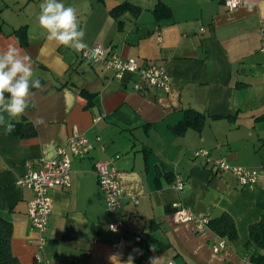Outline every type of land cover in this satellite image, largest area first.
<instances>
[{
	"label": "crops",
	"instance_id": "1",
	"mask_svg": "<svg viewBox=\"0 0 264 264\" xmlns=\"http://www.w3.org/2000/svg\"><path fill=\"white\" fill-rule=\"evenodd\" d=\"M41 2L0 0V49L11 44L31 56L45 85L33 90L35 107L14 121L11 133L0 127V215L11 223L10 249L20 264H112L113 254L120 264L130 254L133 264H254L245 244L249 225L264 212V175L241 186L230 171L211 172L192 152L205 148L231 164L264 166L258 32L264 0L234 8L224 0H62L77 9L88 46L100 43L138 64H160L170 78L167 91L136 90L133 75L119 79L101 61L89 63L48 40L36 21ZM188 111L191 124L176 132ZM37 117L45 124L36 126ZM73 129L93 148L71 156L70 183L50 189L47 227L39 232L26 213L33 192L16 180L26 160L50 158ZM114 155L123 188L115 212L105 208L93 171L96 160ZM174 204L196 217L229 214L237 236H223L225 245L213 251L218 235L194 219L173 222ZM117 217L123 225L110 230ZM119 234L123 244L112 247Z\"/></svg>",
	"mask_w": 264,
	"mask_h": 264
},
{
	"label": "built area",
	"instance_id": "2",
	"mask_svg": "<svg viewBox=\"0 0 264 264\" xmlns=\"http://www.w3.org/2000/svg\"><path fill=\"white\" fill-rule=\"evenodd\" d=\"M242 0H224L227 8H234L241 4ZM259 50L264 56V22L259 23ZM89 49H99L98 58L93 61H101L102 64L111 69L114 76L122 78L125 74L133 75L132 86L136 90H141L148 86H154L163 91L170 87V78L163 66L156 62L138 64L134 58H124L115 50L107 49L100 43L89 46ZM87 51V50H85ZM79 56L85 58L84 52H77ZM86 59V58H85ZM262 75H264V58L261 62ZM93 148V143L83 133L73 129L64 144L56 147L55 153L50 158H41L35 165L30 160H26V171L19 176L16 183L19 186L32 190V197L27 202V218L29 223L39 232H43L47 227L48 217L51 211L52 198L50 189L55 186H68L70 183L71 156L82 157L89 153ZM195 157H202L211 172L228 170L236 178L241 186H250L258 176L264 175V166L246 167L239 164H231L226 157H212L205 148L194 149L192 152ZM114 156L96 160L93 163V171L96 174L97 185L104 195L105 208L109 211H116L120 205V197L123 188L120 186L116 176L117 169L114 165ZM175 187L179 190L183 188V181L179 174L175 177ZM173 222H180L194 219L198 227L206 226V217H196L186 206L174 204L171 213ZM110 230L115 227V231L123 225L120 218L108 222ZM123 237L118 235L117 241L112 247L123 244ZM43 237H40L39 245L42 246ZM225 245V238L217 236L212 245L213 251H218ZM168 264H173L171 261Z\"/></svg>",
	"mask_w": 264,
	"mask_h": 264
},
{
	"label": "clouds",
	"instance_id": "3",
	"mask_svg": "<svg viewBox=\"0 0 264 264\" xmlns=\"http://www.w3.org/2000/svg\"><path fill=\"white\" fill-rule=\"evenodd\" d=\"M39 9L36 21L48 40L78 53L84 52L89 63L98 58L99 49H89L84 42L86 33L75 7L66 6L62 0H42ZM44 87L31 56L22 54L11 44L0 49V127L6 134L14 130V121H18L30 107H35L33 90L43 91ZM34 123L36 126L44 125L45 120L37 117ZM112 230L115 231V227ZM109 260L112 264H120L119 254L111 255ZM124 264H133L131 254Z\"/></svg>",
	"mask_w": 264,
	"mask_h": 264
},
{
	"label": "trees",
	"instance_id": "4",
	"mask_svg": "<svg viewBox=\"0 0 264 264\" xmlns=\"http://www.w3.org/2000/svg\"><path fill=\"white\" fill-rule=\"evenodd\" d=\"M125 5H127L126 2L121 3L117 9L112 11V14L117 16L124 9ZM161 9L162 5L157 3L154 9L156 16L161 14L159 13ZM188 115H191L189 111L185 119L176 126V132H181L187 125L191 124ZM172 210H174V207ZM207 227L221 237L226 236L229 239H233L237 236L233 219L225 212L209 218L207 220ZM10 233L11 223L0 215V264H20L10 249ZM245 248L247 249L248 258L251 263L264 264V252L261 251L264 250V212H262L258 221L249 225V240L246 242Z\"/></svg>",
	"mask_w": 264,
	"mask_h": 264
}]
</instances>
